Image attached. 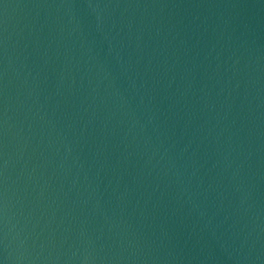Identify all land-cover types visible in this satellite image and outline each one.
<instances>
[{"label":"water","instance_id":"1","mask_svg":"<svg viewBox=\"0 0 264 264\" xmlns=\"http://www.w3.org/2000/svg\"><path fill=\"white\" fill-rule=\"evenodd\" d=\"M0 264H264V0H0Z\"/></svg>","mask_w":264,"mask_h":264}]
</instances>
